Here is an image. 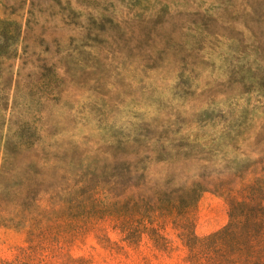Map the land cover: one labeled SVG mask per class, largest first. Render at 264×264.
Returning <instances> with one entry per match:
<instances>
[{"label": "rangeland", "instance_id": "1", "mask_svg": "<svg viewBox=\"0 0 264 264\" xmlns=\"http://www.w3.org/2000/svg\"><path fill=\"white\" fill-rule=\"evenodd\" d=\"M208 107L200 140L138 137ZM250 119L264 0H0V264H187L174 191L256 159L227 138ZM191 217L207 236L229 207Z\"/></svg>", "mask_w": 264, "mask_h": 264}, {"label": "trees", "instance_id": "2", "mask_svg": "<svg viewBox=\"0 0 264 264\" xmlns=\"http://www.w3.org/2000/svg\"><path fill=\"white\" fill-rule=\"evenodd\" d=\"M231 101L237 99L233 98ZM211 109L212 107L199 108L188 115L186 113L184 117H177L180 121L176 130L154 127L153 131L145 129V133L138 137L200 140L202 136L198 127H203ZM253 121L255 119H250L247 126H244L245 133L241 125L237 130L228 127L230 131L227 138L233 142L231 147L238 156L247 157L241 146L245 144L243 137L251 136L255 142L251 146L250 154L256 156V159L250 160L246 166L239 164V157L228 160L229 165L226 167L229 174H220L218 181L210 183L198 177L189 185L174 191L175 210L179 215L182 212L187 215L183 221L177 220L175 227L186 249L187 264H264V124L260 125L256 121L257 127L248 133V127ZM181 126L186 127L187 131H181ZM150 132H153V135ZM233 134L235 137H232ZM224 176L227 177L224 179ZM207 192H212L226 201L229 207V221L222 229L200 237L195 232V220L190 218V215ZM157 241L165 243V238L158 236Z\"/></svg>", "mask_w": 264, "mask_h": 264}]
</instances>
